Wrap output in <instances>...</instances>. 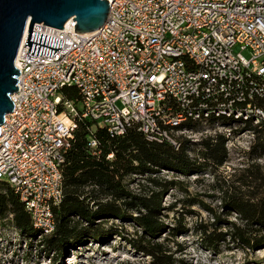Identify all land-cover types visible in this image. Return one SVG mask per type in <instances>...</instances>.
Instances as JSON below:
<instances>
[{"label": "built area", "instance_id": "built-area-1", "mask_svg": "<svg viewBox=\"0 0 264 264\" xmlns=\"http://www.w3.org/2000/svg\"><path fill=\"white\" fill-rule=\"evenodd\" d=\"M109 3L107 22L93 32L75 31L73 19L62 29L35 24L33 31L63 39L62 48L29 53L27 29L16 59L19 90L1 126L0 182L24 203L40 237L56 230L66 156L87 121L91 133L137 129L176 149L180 134L194 132L189 121L224 133L228 150L232 125L264 127V0ZM89 145L99 153L95 137Z\"/></svg>", "mask_w": 264, "mask_h": 264}, {"label": "trees", "instance_id": "trees-1", "mask_svg": "<svg viewBox=\"0 0 264 264\" xmlns=\"http://www.w3.org/2000/svg\"><path fill=\"white\" fill-rule=\"evenodd\" d=\"M64 93L76 97L78 92L75 88H65ZM258 103L264 106V99ZM237 124L244 130L254 131L258 140L264 138V127L250 122ZM91 125L87 121L76 130L64 166V198L54 207L56 230L41 237L43 246L49 251H63L110 234L122 237L135 250L149 255L152 264H178L170 239H175L185 227L167 225L168 211H176L179 200L166 205L165 197L171 190L188 193L180 175L203 174L209 169L217 172L228 159L227 136L216 132L193 143L181 136V146L176 149L167 141H148L137 129L111 137L103 128L91 133ZM185 127L196 130L201 124L189 121ZM91 137L99 142L97 154L89 145ZM258 140L252 145L253 151L258 147ZM192 145L198 146L192 149ZM192 151H198V156H192ZM226 182L217 178L212 185L214 191L221 192L222 212L199 197L192 200L183 195L185 198L180 200L186 207L199 205L213 216L212 222L196 224L203 244L215 251L222 240H231L246 251L263 245L264 165L252 164L243 170V177L237 182L230 185ZM233 212L238 214L237 220H228L227 215ZM7 221L30 240L40 234L24 203L9 186L0 182V225H6ZM110 222L112 226L106 227ZM124 224L131 225L134 231L126 230ZM168 228L173 238L161 240V234ZM174 242L182 247L178 241Z\"/></svg>", "mask_w": 264, "mask_h": 264}, {"label": "rangeland", "instance_id": "rangeland-1", "mask_svg": "<svg viewBox=\"0 0 264 264\" xmlns=\"http://www.w3.org/2000/svg\"><path fill=\"white\" fill-rule=\"evenodd\" d=\"M235 132V139L228 150V159L224 165L217 169V172L205 171V173H191L180 175L183 186L188 188V193L171 190L165 197V204L169 205L174 200H179L176 211H168L166 218L167 225L171 227H185L175 239L171 237L170 228L165 230L160 239H170L178 264H264V244L255 249L243 250L231 240L221 241L218 250L207 248L201 235L196 230V224L214 221L213 216L203 207L194 205L186 207L180 200L186 196L190 199L199 197L205 200L216 211L222 212L221 192L212 189L214 181L218 178L226 180L230 185L243 177V170L252 164L264 165V138L257 139V134L252 137L251 133L244 131L240 125H232ZM218 133L220 131H217ZM244 133L239 136V133ZM216 132L203 130L199 127L193 133L180 134V137L189 139L191 143L202 140ZM179 137V138H180ZM259 142L258 147L253 151V143ZM255 144V143H254ZM198 145H192L195 149ZM228 149V148H227ZM198 151H192V156H198ZM212 168V166H211ZM199 179V180H198ZM185 195V197H183ZM190 210H194L191 213ZM228 220H237L238 214L233 212L227 215ZM120 224V223H117ZM112 226V222L106 227ZM126 230L133 232L129 224H124ZM227 230V227H223ZM127 236L126 231L124 232ZM174 240L182 244L178 247ZM40 236L29 239L22 235L19 230L7 221L6 225H0V264H152V258L138 250H135L125 239L116 235H106L101 240H88L83 245H72L63 251L51 250L43 246Z\"/></svg>", "mask_w": 264, "mask_h": 264}, {"label": "water", "instance_id": "water-1", "mask_svg": "<svg viewBox=\"0 0 264 264\" xmlns=\"http://www.w3.org/2000/svg\"><path fill=\"white\" fill-rule=\"evenodd\" d=\"M109 0H0V134L6 115L13 112L12 95L19 90L16 59L25 33L29 53L54 55L63 39L33 31L35 24L64 28L73 19L75 31L93 32L107 22Z\"/></svg>", "mask_w": 264, "mask_h": 264}]
</instances>
